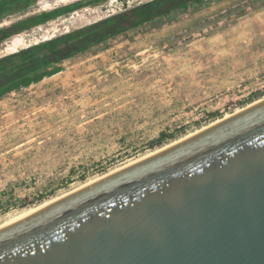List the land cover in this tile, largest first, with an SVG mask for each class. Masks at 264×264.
<instances>
[{
  "label": "rangeland",
  "instance_id": "374dc122",
  "mask_svg": "<svg viewBox=\"0 0 264 264\" xmlns=\"http://www.w3.org/2000/svg\"><path fill=\"white\" fill-rule=\"evenodd\" d=\"M78 1L37 0L0 27ZM149 1L83 7L9 38L0 57ZM60 68L0 99V229L264 100V0H203ZM161 133L173 137L151 148Z\"/></svg>",
  "mask_w": 264,
  "mask_h": 264
},
{
  "label": "water",
  "instance_id": "95a60500",
  "mask_svg": "<svg viewBox=\"0 0 264 264\" xmlns=\"http://www.w3.org/2000/svg\"><path fill=\"white\" fill-rule=\"evenodd\" d=\"M0 264H264V100L1 228Z\"/></svg>",
  "mask_w": 264,
  "mask_h": 264
},
{
  "label": "trees",
  "instance_id": "16d2710c",
  "mask_svg": "<svg viewBox=\"0 0 264 264\" xmlns=\"http://www.w3.org/2000/svg\"><path fill=\"white\" fill-rule=\"evenodd\" d=\"M37 0H0V23L33 5ZM104 0H82L47 12H40L0 27V44L9 38ZM106 1V0H105ZM203 0H152L95 23L44 40L0 57V99L27 88L61 71L66 59L102 44L127 30ZM161 133L151 148L172 138Z\"/></svg>",
  "mask_w": 264,
  "mask_h": 264
},
{
  "label": "bare ground",
  "instance_id": "6f19581e",
  "mask_svg": "<svg viewBox=\"0 0 264 264\" xmlns=\"http://www.w3.org/2000/svg\"><path fill=\"white\" fill-rule=\"evenodd\" d=\"M258 102H260V101H258ZM257 102V103H258ZM256 104V103H255ZM246 108H248V107H246ZM246 108H244L243 110H245ZM243 110H241L240 112H242ZM239 113V112H238ZM237 114V113H236ZM234 115V114H233ZM231 117V116H230ZM229 117V118H230ZM227 119V118H226ZM223 120H225V119H223ZM222 120V121H223ZM222 121H220V122H222ZM220 122H218V123H220ZM218 123H216V124H218ZM215 123L212 125V126H214V125H216ZM212 126H210V127H212ZM210 127H208V128H210ZM208 128H206V129H208ZM206 129H204V130H206ZM203 131V130H202ZM200 133V132H199ZM198 134V133H197ZM194 136V135H193ZM190 137H192V136H187L186 137V139H188V138H190ZM186 139H184V140H186ZM183 139H182V141H184ZM182 141H180V142H182ZM180 142H178V143H180ZM178 143H174L173 145H170V146H167V147H165L164 149H161L160 151H157V153H153L154 155H156V154H158V153H160V152H162V151H164V150H166V149H168V148H170V147H172V146H174V145H176V144H178ZM153 154L151 155V156H153ZM150 155H149V157H151ZM149 157H147V158H149ZM147 158H144L143 160H145V159H147ZM142 161V160H141ZM140 162V161H139ZM136 163H138V162H135V164ZM132 165H134V162H133V164H129V166H132ZM55 202H57V201H55ZM55 202H52V203H50V204H47V205H40L39 207H37V208H35V209H33V210H30V211H28L27 213H25V214H23V215H21L18 219H20V218H22V217H24V216H27V215H29V214H31V213H34V212H36V211H38V210H41V209H43V208H45V207H47V206H49V205H51V204H53V203H55ZM49 203V202H48ZM18 219H15L13 222H15L16 220H18ZM12 222V223H13ZM9 224H11V223H9Z\"/></svg>",
  "mask_w": 264,
  "mask_h": 264
}]
</instances>
